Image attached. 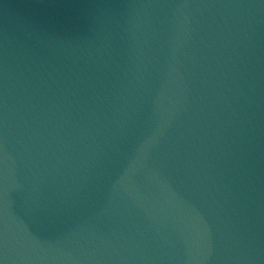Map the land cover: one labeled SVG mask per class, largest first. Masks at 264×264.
Wrapping results in <instances>:
<instances>
[{
	"label": "water",
	"instance_id": "1",
	"mask_svg": "<svg viewBox=\"0 0 264 264\" xmlns=\"http://www.w3.org/2000/svg\"><path fill=\"white\" fill-rule=\"evenodd\" d=\"M2 264H264V0H0Z\"/></svg>",
	"mask_w": 264,
	"mask_h": 264
},
{
	"label": "snow or ice",
	"instance_id": "2",
	"mask_svg": "<svg viewBox=\"0 0 264 264\" xmlns=\"http://www.w3.org/2000/svg\"><path fill=\"white\" fill-rule=\"evenodd\" d=\"M0 264H2V262H0Z\"/></svg>",
	"mask_w": 264,
	"mask_h": 264
}]
</instances>
